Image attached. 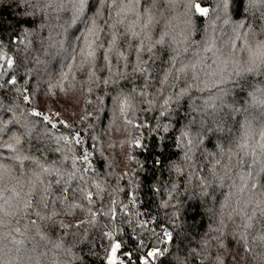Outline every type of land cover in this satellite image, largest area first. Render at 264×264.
Here are the masks:
<instances>
[{
  "label": "clouds",
  "instance_id": "1",
  "mask_svg": "<svg viewBox=\"0 0 264 264\" xmlns=\"http://www.w3.org/2000/svg\"><path fill=\"white\" fill-rule=\"evenodd\" d=\"M25 2L42 26L35 74L75 110L61 129L22 92L0 102V264H92L146 123L180 137L151 184L157 210L202 213L159 264H264V0L238 19L230 0L214 5L203 24L207 0Z\"/></svg>",
  "mask_w": 264,
  "mask_h": 264
},
{
  "label": "trees",
  "instance_id": "2",
  "mask_svg": "<svg viewBox=\"0 0 264 264\" xmlns=\"http://www.w3.org/2000/svg\"><path fill=\"white\" fill-rule=\"evenodd\" d=\"M227 3L228 0L197 2L195 10L200 15L198 22L204 23L203 17L208 16L212 6H227ZM94 7L95 3L89 5L88 10ZM243 7L244 0H230L231 12L237 19L242 15ZM32 13L33 9L25 0H0V102L13 100L22 92L26 106L31 108L33 103L36 104L33 115H39L34 116L46 124L52 121L49 127L67 129L75 110L72 98L59 91L46 90L31 63L29 53L33 49L35 33L38 27H42L37 25ZM46 91L51 94H46ZM86 135L79 134L80 137ZM174 142L178 147L180 137L171 130L158 132L151 123H146L140 129L131 155L135 162L133 172L123 181L128 187L123 194L125 202L120 207L113 203L112 230L105 231L102 238L95 239L90 256L92 264H109V255L115 244H120L117 249L118 264H159L163 253L175 243L174 232L184 221L195 223L200 219L202 213L198 201L187 202L184 209L178 210L175 218L171 219L165 218V214L157 210L155 198L151 195L155 191V186L152 189L151 184L159 179L160 169L176 155ZM91 147V144H86V148ZM115 155L123 170L124 161L120 152L116 151ZM125 175L128 174L125 172ZM200 227H203V223ZM157 237L160 239L157 240ZM149 252L156 255L148 256ZM233 256L234 264H240V253L234 252Z\"/></svg>",
  "mask_w": 264,
  "mask_h": 264
},
{
  "label": "snow or ice",
  "instance_id": "3",
  "mask_svg": "<svg viewBox=\"0 0 264 264\" xmlns=\"http://www.w3.org/2000/svg\"><path fill=\"white\" fill-rule=\"evenodd\" d=\"M201 11H203L202 9H201ZM8 63H11V61H8ZM15 82H13V84H14ZM34 115H39V113H34ZM77 139H79V138H77ZM120 248V244H116L115 246H114V248H113V257H112V259L109 261V264H118V262L116 261V259H115V253H116V250L117 249H119ZM154 255H156V253L155 252H149L148 253V256H154ZM146 264H147V262H146Z\"/></svg>",
  "mask_w": 264,
  "mask_h": 264
},
{
  "label": "rangeland",
  "instance_id": "4",
  "mask_svg": "<svg viewBox=\"0 0 264 264\" xmlns=\"http://www.w3.org/2000/svg\"><path fill=\"white\" fill-rule=\"evenodd\" d=\"M116 245V244H115ZM114 245V246H115ZM114 246L112 247V249H111V253H110V255H109V261L112 259V257H113V248H114ZM115 259L117 260L118 259V257H117V250H116V253H115Z\"/></svg>",
  "mask_w": 264,
  "mask_h": 264
}]
</instances>
